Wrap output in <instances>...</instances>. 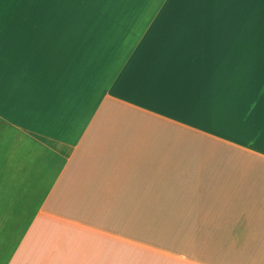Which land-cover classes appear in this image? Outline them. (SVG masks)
<instances>
[{"label":"crops","instance_id":"1","mask_svg":"<svg viewBox=\"0 0 264 264\" xmlns=\"http://www.w3.org/2000/svg\"><path fill=\"white\" fill-rule=\"evenodd\" d=\"M0 264H264V0H0Z\"/></svg>","mask_w":264,"mask_h":264},{"label":"snow or ice","instance_id":"2","mask_svg":"<svg viewBox=\"0 0 264 264\" xmlns=\"http://www.w3.org/2000/svg\"><path fill=\"white\" fill-rule=\"evenodd\" d=\"M216 3H226L229 2V0H214Z\"/></svg>","mask_w":264,"mask_h":264}]
</instances>
